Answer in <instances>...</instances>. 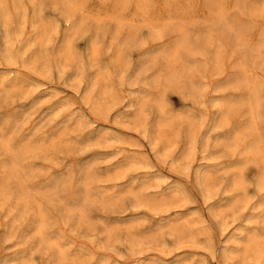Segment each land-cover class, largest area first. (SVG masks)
<instances>
[{"label":"rangeland","instance_id":"rangeland-1","mask_svg":"<svg viewBox=\"0 0 264 264\" xmlns=\"http://www.w3.org/2000/svg\"><path fill=\"white\" fill-rule=\"evenodd\" d=\"M0 264H264V0H0Z\"/></svg>","mask_w":264,"mask_h":264},{"label":"bare ground","instance_id":"bare-ground-1","mask_svg":"<svg viewBox=\"0 0 264 264\" xmlns=\"http://www.w3.org/2000/svg\"><path fill=\"white\" fill-rule=\"evenodd\" d=\"M68 19V22L71 23L72 19L70 17L67 18ZM72 27H75L76 26V23L75 21L73 20L72 24H71ZM174 54V53H173ZM16 84V83H15ZM28 117V116H27ZM14 153V152H13ZM19 166V165H18ZM18 176V175H16ZM8 185V184H7ZM41 226V225H40Z\"/></svg>","mask_w":264,"mask_h":264}]
</instances>
